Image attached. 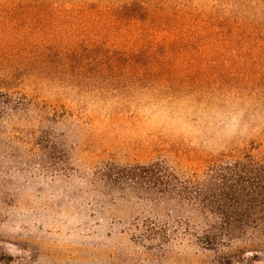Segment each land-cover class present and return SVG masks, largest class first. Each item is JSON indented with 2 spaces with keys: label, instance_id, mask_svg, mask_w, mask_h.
<instances>
[{
  "label": "rangeland",
  "instance_id": "obj_1",
  "mask_svg": "<svg viewBox=\"0 0 264 264\" xmlns=\"http://www.w3.org/2000/svg\"><path fill=\"white\" fill-rule=\"evenodd\" d=\"M246 154L264 0H0V264H264L177 195Z\"/></svg>",
  "mask_w": 264,
  "mask_h": 264
},
{
  "label": "trees",
  "instance_id": "obj_2",
  "mask_svg": "<svg viewBox=\"0 0 264 264\" xmlns=\"http://www.w3.org/2000/svg\"><path fill=\"white\" fill-rule=\"evenodd\" d=\"M142 170L139 176L155 181L163 191L170 187L168 178H174L161 164ZM177 195L197 199L202 212L219 218L203 232L202 240L209 245L248 234L252 239L264 237V156L246 154L232 162H214L202 181L185 186Z\"/></svg>",
  "mask_w": 264,
  "mask_h": 264
}]
</instances>
